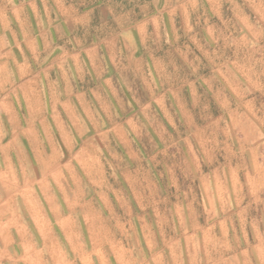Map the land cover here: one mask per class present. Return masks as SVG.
Returning <instances> with one entry per match:
<instances>
[{"label": "rangeland", "instance_id": "1", "mask_svg": "<svg viewBox=\"0 0 264 264\" xmlns=\"http://www.w3.org/2000/svg\"><path fill=\"white\" fill-rule=\"evenodd\" d=\"M64 1L0 0L27 264H264V0Z\"/></svg>", "mask_w": 264, "mask_h": 264}, {"label": "crops", "instance_id": "2", "mask_svg": "<svg viewBox=\"0 0 264 264\" xmlns=\"http://www.w3.org/2000/svg\"><path fill=\"white\" fill-rule=\"evenodd\" d=\"M47 3L49 6L61 14V10H71V6L66 4L64 0H37V14L39 11L47 12ZM32 6V5H30ZM6 214V215H5ZM26 228L21 223L18 215L13 212H0V264H17L19 262L27 264L30 257L25 250L34 249L32 245L26 241ZM18 238L19 241H16ZM23 250L22 257L19 259L13 250ZM31 253V252H30ZM36 256V252H33Z\"/></svg>", "mask_w": 264, "mask_h": 264}, {"label": "clouds", "instance_id": "3", "mask_svg": "<svg viewBox=\"0 0 264 264\" xmlns=\"http://www.w3.org/2000/svg\"><path fill=\"white\" fill-rule=\"evenodd\" d=\"M189 151L193 152V155L196 156L197 154H199L201 149L200 148H196L195 145H193L192 147L189 148Z\"/></svg>", "mask_w": 264, "mask_h": 264}, {"label": "bare ground", "instance_id": "4", "mask_svg": "<svg viewBox=\"0 0 264 264\" xmlns=\"http://www.w3.org/2000/svg\"><path fill=\"white\" fill-rule=\"evenodd\" d=\"M53 168V167H52Z\"/></svg>", "mask_w": 264, "mask_h": 264}]
</instances>
